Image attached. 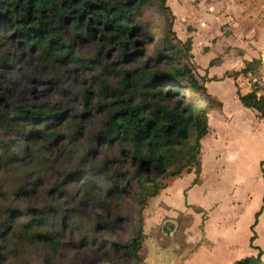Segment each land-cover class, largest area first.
<instances>
[{
	"label": "trees",
	"instance_id": "obj_1",
	"mask_svg": "<svg viewBox=\"0 0 264 264\" xmlns=\"http://www.w3.org/2000/svg\"><path fill=\"white\" fill-rule=\"evenodd\" d=\"M149 2L101 0L95 5L89 0L83 4L76 0H0V30L14 25L30 46L40 49L44 61L78 60L73 44L63 40V32L44 20L58 16L60 23L67 21L72 17L66 8L77 13L73 26L77 35L81 19L91 12L84 20L88 35L95 36V23L106 44L123 50L131 45L138 48L132 56L137 63L116 71V82L99 79L106 117L94 133L83 132L81 126L68 134L52 130L67 118V112L54 105H13L10 113L0 112V241L14 238L29 246L43 243L57 254L67 233L77 232L80 243L92 246L93 230L111 231L116 220L99 213L89 221L80 203L103 196L122 197L129 192L124 182L129 172L138 182L136 199L141 208L149 197L167 187L161 178L178 177L195 165L192 184L199 182L201 140L209 131V111L222 103L208 92L205 79L201 82L197 78L193 39L178 36L176 16L167 0H158L165 24L145 57L136 36L148 34L142 8ZM32 15L36 20L30 22ZM261 63V59H254L227 76L253 72ZM106 67L112 70L110 65ZM257 83L258 79L253 81L248 93L238 89V95L245 107L259 113L264 97H258ZM95 96L86 90L85 98ZM191 124L196 130L193 139ZM47 142L57 147L58 156L45 150ZM106 150L124 157L132 171H124L114 155L99 162ZM145 235L141 224L125 243L110 242L117 258L109 264H124V259L139 262ZM262 253L236 264H264ZM5 259L6 253L0 251V263Z\"/></svg>",
	"mask_w": 264,
	"mask_h": 264
},
{
	"label": "rangeland",
	"instance_id": "obj_2",
	"mask_svg": "<svg viewBox=\"0 0 264 264\" xmlns=\"http://www.w3.org/2000/svg\"><path fill=\"white\" fill-rule=\"evenodd\" d=\"M84 1L76 0L78 4H83ZM89 1L95 5L101 2ZM213 1L217 8L223 4L221 0ZM253 1L252 9L262 11L255 16L263 21L264 0ZM199 2L200 0H167L176 15L174 29L178 36L183 38L187 34V37H193L200 28L199 36L205 39L218 33L219 28L227 35L231 32V27H235V39L238 43L247 39L253 40L255 47L261 46L264 41L263 33L256 30L245 36L248 29H254L251 22L257 20L252 18L254 15L248 7L246 13H238L234 19L222 17L223 11L217 17L211 10H207L213 15L204 14L203 18L207 20L205 25L204 19L197 17L204 10L201 11ZM209 2L206 0L205 4L208 5ZM66 10L72 17L67 21L60 23L58 16L44 20L50 27L63 32L62 38L65 42L73 44V51L78 58L76 61H44L40 49L30 46L15 31L14 25L0 30V112L10 113L13 105L29 108L54 105L66 111L67 118L61 125L52 127V130L68 134L81 126L83 132L90 134L102 125L106 117L99 79L116 82V71L137 63L132 56L138 48L131 45L128 50H123L121 46L106 44L99 34V26L95 23L93 26L98 29L95 36L88 35L84 20L91 16V12L81 19L78 25L81 30L77 35L73 30L77 13L71 8ZM142 19L148 34L138 35L136 39L139 40L138 47L146 51L147 57L152 43L161 37L165 24V15L158 0H150L142 8ZM33 20H36L35 15L29 19L30 22ZM207 42H211L210 38ZM207 42L202 44L205 51L207 47L204 45ZM196 44L195 59L200 65L207 64L209 57L213 58L217 54L216 49L220 51L216 47L211 52H202L198 41ZM193 61L197 78L202 82L198 75L199 66L194 59ZM107 65L111 66V71ZM225 65L227 63L217 67V73ZM86 90L93 91L95 98H85ZM185 92L188 95L189 91ZM190 135L191 139L196 135L195 126L192 124ZM44 146L51 156H58L57 147L53 143L47 142ZM209 147L207 144L204 156L202 155L204 163L200 185L192 184L196 176L194 165L191 169L194 173L185 170L178 177L161 178L160 181L167 187L160 190L155 197H149L147 205L141 208L136 199L138 182L133 173L129 172L124 180L129 192H124L122 197L113 195L103 196L93 202L82 201L80 206L89 221H93L99 213L109 220H116L111 231L93 230L95 243L92 246L80 243L77 232L67 233L64 245L57 254L46 244L29 246L11 238L0 241V251L6 253V259L0 264H109L117 258L110 242L125 243L136 234L141 224L146 234L141 260L133 263L132 260L124 259V264H236L255 256L252 254L253 245L245 240V167H238L242 164L240 161L221 163L219 158L211 155ZM112 153L113 150L104 151L98 161L102 162L106 157L114 155L122 163L120 167L124 171H132L129 162H123L126 160L124 157L120 158ZM251 175L252 179L248 176L246 180L250 184L255 183L256 190H260L258 174ZM189 198L198 207L190 204Z\"/></svg>",
	"mask_w": 264,
	"mask_h": 264
},
{
	"label": "crops",
	"instance_id": "obj_3",
	"mask_svg": "<svg viewBox=\"0 0 264 264\" xmlns=\"http://www.w3.org/2000/svg\"><path fill=\"white\" fill-rule=\"evenodd\" d=\"M209 1L208 5L205 4L206 0L199 2L201 11L204 10L198 13L197 17L204 19L205 25H207L206 18H203L205 13L209 14V16L214 14L218 17L220 12L223 11L222 17L234 19L238 13L239 15L246 13L248 7L254 15L252 18L257 20H255L256 22H251V25H254V29H248L245 32V36L256 30L264 35V20L260 21L258 20L259 16H255V14L258 15L262 11L260 9L256 11L252 9L253 0H221L223 4L220 8L216 7L213 0ZM195 9L198 10L196 7ZM207 10H211L213 14ZM173 13L175 14V12ZM231 29V32L226 35L219 28L218 33L209 37L211 42H207L209 38L202 39L199 36L200 28L192 37V53L193 59L199 66L198 75L202 81L205 79L208 92L222 103L221 107L214 106L209 111V131L201 140L202 169L200 176L203 174L204 162L202 159H204L203 156L207 144L210 145L209 152L211 155H215L216 159L219 158L221 163L226 164L236 161L242 163L238 167L242 169L245 167V240L253 245L252 254L258 256L259 252L263 251L262 259H264V119L261 118L257 110L245 107L238 95V89L243 93H248L253 88V81L264 77V41L259 48L252 43L253 40L245 39V41L238 43L235 39V27H231ZM185 38H188L187 34L181 39L186 40ZM197 41L200 50L203 42H207L204 45L207 50L205 51L202 47V52H211L216 47H219L220 51L216 49L217 54L213 58L212 56L209 57L205 65H200L195 59L194 48L197 46ZM254 59H261L262 62L255 71L240 73L235 77L227 76L228 72L233 73L242 70L247 62H251ZM225 63H227L225 68L217 73V67L223 66ZM253 173H257L259 176L260 190H256L253 181L254 184H250L246 180L248 176L252 179L251 174ZM194 185H200V181ZM252 194L254 195L252 196ZM190 204L198 207L191 200ZM199 207L203 208L201 205Z\"/></svg>",
	"mask_w": 264,
	"mask_h": 264
},
{
	"label": "built area",
	"instance_id": "obj_4",
	"mask_svg": "<svg viewBox=\"0 0 264 264\" xmlns=\"http://www.w3.org/2000/svg\"><path fill=\"white\" fill-rule=\"evenodd\" d=\"M257 87H258V92H257L258 97L259 98L264 97V77L258 80ZM259 114L261 118L264 119V107H263V111L259 112Z\"/></svg>",
	"mask_w": 264,
	"mask_h": 264
}]
</instances>
